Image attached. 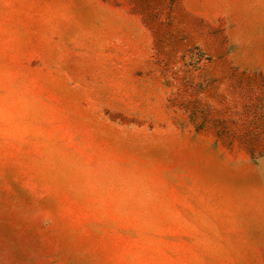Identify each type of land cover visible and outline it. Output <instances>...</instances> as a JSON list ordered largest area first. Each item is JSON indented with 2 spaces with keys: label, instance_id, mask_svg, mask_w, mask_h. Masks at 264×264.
I'll list each match as a JSON object with an SVG mask.
<instances>
[{
  "label": "rangeland",
  "instance_id": "374dc122",
  "mask_svg": "<svg viewBox=\"0 0 264 264\" xmlns=\"http://www.w3.org/2000/svg\"><path fill=\"white\" fill-rule=\"evenodd\" d=\"M0 264H264V0H0Z\"/></svg>",
  "mask_w": 264,
  "mask_h": 264
}]
</instances>
